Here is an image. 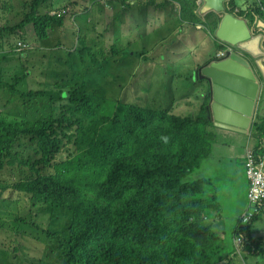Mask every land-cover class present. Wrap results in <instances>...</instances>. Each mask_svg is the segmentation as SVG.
<instances>
[{
	"label": "clouds",
	"instance_id": "1",
	"mask_svg": "<svg viewBox=\"0 0 264 264\" xmlns=\"http://www.w3.org/2000/svg\"><path fill=\"white\" fill-rule=\"evenodd\" d=\"M71 1L57 24L45 26L38 33L32 24H22L28 11L26 4L0 0V93L12 89L13 81L26 73L32 75V82L42 91L40 110L23 99L24 109H14L16 119L46 115L51 109L63 107L91 108L101 100L108 88L101 63L91 57L88 41H83L73 54L75 50L66 40L80 13L92 14L89 31L93 35L102 39L108 34L123 40L136 38L133 59H123L120 66L118 85L134 103L119 113L118 120L122 119L129 128L127 134L120 135L121 139L132 143L134 153L145 146L162 149L167 164L161 172L165 175L171 171L172 161L179 162L183 171H196L197 201L209 221L203 238L227 236L243 250L263 257L264 46L245 41L222 26L238 11L239 1L195 0L206 5L205 24H195L192 17H185L168 2ZM50 3L45 0L40 8L45 7L44 12L50 14ZM13 21L20 24L14 26ZM208 27L214 30L213 34L208 33ZM212 70L215 79L207 84H193L188 99L164 103L151 97V84L155 81L187 73L204 78ZM203 87L210 89V97H206ZM5 102L1 99L2 108ZM13 160L9 153L5 154L3 166ZM139 161L146 162L140 158ZM23 170L22 178L40 185ZM40 186L47 196L29 215L22 203L8 202V192L0 193V239L3 232L14 231L19 255L23 254L24 240L27 247L39 249L37 258L21 264H66L61 257L62 235L75 224L78 214L93 218L102 212L112 215L120 208L128 213L142 196L140 189L126 200L114 194L110 204L100 208L87 196L88 183L84 180L54 188ZM160 208L171 211L173 220L180 219L173 207ZM191 241L190 236L173 232L166 239L169 255L180 258ZM198 258L196 243L193 259ZM0 260L19 264L5 249ZM130 264L153 263L143 259Z\"/></svg>",
	"mask_w": 264,
	"mask_h": 264
},
{
	"label": "trees",
	"instance_id": "2",
	"mask_svg": "<svg viewBox=\"0 0 264 264\" xmlns=\"http://www.w3.org/2000/svg\"><path fill=\"white\" fill-rule=\"evenodd\" d=\"M44 1L19 2L20 5L26 4L28 9L22 24H32L38 29V33L45 26L57 24L59 15L72 3L71 0H51L52 13L49 14L44 12L45 7L40 8ZM238 1V11L233 18L243 19L252 36L260 35V39L254 43L251 37L245 38L234 33L245 41L264 46V0ZM207 12L208 10L193 13L192 21L195 24H205ZM19 24L16 21L14 26ZM208 29V33H214L212 28ZM91 57L94 59L92 54ZM101 74L108 88L102 93L101 100L91 108L51 109L47 115L17 119L18 129H10L8 124L0 120V170L3 168L2 157L9 153L14 159L7 164L9 168L25 169L31 179L45 187L54 188L84 180L88 183L87 196L100 208L110 204L114 194L121 200H126L138 189L141 190L140 200L128 213L122 212L120 208L112 215L102 212L93 218L87 214H78L74 219L75 224L68 227L62 235L64 247L61 257L66 264H130L143 259H148L153 264H165L154 255L155 252H166L168 255L170 252L166 239L172 233L158 226L157 217L152 213L156 209L161 210V205L173 207L180 219L198 232L191 237L193 241L183 250L184 254L180 258L169 255L167 264H214L207 261L213 244L211 239L203 238L202 232L209 229V221L205 209L197 201L194 177L186 173L180 177L176 173V168L179 167L177 161L170 163L171 171L167 175L163 174L161 168L166 166L167 161L162 149L145 146L134 153L132 143L121 139L120 135L127 134L129 128L122 119L118 120L119 104L113 101L115 89L111 85L118 84L117 75L106 72L102 64ZM211 79L210 75L201 78L195 73H187L179 78L155 81L151 84V97L164 103L172 99L185 100L191 97L193 84H207ZM203 92L206 97H210L208 87H203ZM41 93L39 89L37 94ZM20 95L29 97L25 84L7 92L11 109H24ZM23 137L36 141V145L28 144L27 153L19 156L12 151L13 143ZM139 158L146 162H140ZM42 165L53 170L45 172ZM40 185L29 183L24 178L12 183L8 186V202L23 203L29 200L31 211H37V206L47 196ZM158 185L159 188L155 190ZM164 186L166 191L162 195ZM189 197L194 203L180 209L178 204ZM148 219L154 222L153 229L160 232H149L146 229ZM18 225L21 226L20 223ZM195 242L198 244V259H193ZM203 249L207 251L203 252ZM8 251L19 264L35 259L28 254L19 255L15 242L8 247ZM186 253L189 259H186ZM232 260L236 264L240 263L236 257ZM0 264L8 262L0 260Z\"/></svg>",
	"mask_w": 264,
	"mask_h": 264
},
{
	"label": "rangeland",
	"instance_id": "3",
	"mask_svg": "<svg viewBox=\"0 0 264 264\" xmlns=\"http://www.w3.org/2000/svg\"><path fill=\"white\" fill-rule=\"evenodd\" d=\"M179 0H167L170 4V6L177 5ZM165 2V3H166ZM201 5H199L195 12L200 11ZM16 21H13L12 24H15ZM93 24V16L91 13H80L78 18L74 22V32L67 36L66 40L70 48L72 49H78L83 41H88L89 45L91 46V54L94 57V60L97 62H100L104 68V70L108 73H113L117 75V79L119 80L121 76V70L120 66L123 64V59H118L116 56V52L113 46V42L116 39L121 40L120 37H117L116 35L108 34L105 39H102L101 37L97 35H93L90 33L89 28ZM105 45V46H104ZM74 46V48H73ZM77 50L73 52V54H76ZM114 89V95H113V101L114 103L119 104V113L123 108H129L134 105V103L129 100L128 96L126 95L125 91L118 85V84H112L111 85ZM40 87L37 86L34 82L25 84V90L28 92V96H22L20 95V99L28 100L29 105L36 109L40 110V97L37 94ZM1 99H5V105L4 108L0 106V120L4 121L6 124L9 125L10 129H18L19 123L16 119V114L14 110L9 109L10 102L7 100V92L0 93V101ZM49 114V113H48ZM45 115V113H43ZM47 115V114H46ZM31 117H23L22 119H30ZM32 144L36 145V141H31L28 137L20 138L18 141L13 143V153H18L20 155H25L28 151L27 145ZM42 169L45 172H50L53 169L42 165ZM25 172L23 168H20L18 170L14 169V167L9 168L8 166H3V168L0 170V193H7L8 192V186L12 183L19 181L22 179V176ZM176 173L181 177L187 175H190L191 177H194L196 175V171L192 168L187 169L186 171L181 170L180 167L176 168ZM186 173V174H185ZM164 184H168L166 181H162ZM159 188V185L155 188L157 190ZM162 195H164L166 191V187L164 186L162 188ZM178 192V190H176ZM194 203L192 198H186L184 201L180 202L178 204L180 209H184L188 205ZM22 207L24 212L29 215L31 214V202L29 200L22 203ZM153 215H155L157 218L156 222L157 225L160 226L164 231H170L173 232H180L182 234L188 235L190 237L195 236L198 234V232L190 225L185 224L183 220H173V217L175 216L171 211H163L160 209H156L152 212ZM154 222L151 219H148L146 221V229L149 232H160L159 230L153 229ZM16 230H21L18 226H15ZM24 237V236H23ZM0 244L2 246V249L8 250V247L13 244L15 241V232L10 231L8 234L3 232L1 234ZM212 241V247H210V250H212V253L210 256L207 257V261L213 262L214 264H236L232 258L236 257L239 259V264H264V256L259 257L254 255L252 252L243 250L239 243L233 241L227 236H222L221 238H214L211 239ZM24 246L22 248L23 254H28L31 256H34L37 258L39 254V249L33 250L30 247H27V241L24 240L23 242ZM0 250V255L1 251ZM203 252H206V249L202 250ZM152 254V253H150ZM154 255H156L157 259L161 261L162 263L167 264L169 262V255L166 252H155ZM256 262V263H253Z\"/></svg>",
	"mask_w": 264,
	"mask_h": 264
},
{
	"label": "crops",
	"instance_id": "4",
	"mask_svg": "<svg viewBox=\"0 0 264 264\" xmlns=\"http://www.w3.org/2000/svg\"><path fill=\"white\" fill-rule=\"evenodd\" d=\"M167 0H155V3H165ZM176 9L185 17L191 18L199 4L195 0H179ZM136 38L119 40L113 42L116 56L119 59L132 60L136 52Z\"/></svg>",
	"mask_w": 264,
	"mask_h": 264
},
{
	"label": "water",
	"instance_id": "5",
	"mask_svg": "<svg viewBox=\"0 0 264 264\" xmlns=\"http://www.w3.org/2000/svg\"><path fill=\"white\" fill-rule=\"evenodd\" d=\"M206 5L202 4L200 11H203V8H205ZM222 26L226 27L232 32L238 33L240 36L248 38L251 37V41L254 43H257L260 39V35H253L252 32L247 27L246 22L241 18H232L229 21H225L222 23ZM208 75L212 76L213 79H215L216 73L215 71H209Z\"/></svg>",
	"mask_w": 264,
	"mask_h": 264
},
{
	"label": "bare ground",
	"instance_id": "6",
	"mask_svg": "<svg viewBox=\"0 0 264 264\" xmlns=\"http://www.w3.org/2000/svg\"><path fill=\"white\" fill-rule=\"evenodd\" d=\"M32 82V75L26 73L21 79H15L12 83L13 88H18L22 84H28Z\"/></svg>",
	"mask_w": 264,
	"mask_h": 264
},
{
	"label": "flooded vegetation",
	"instance_id": "7",
	"mask_svg": "<svg viewBox=\"0 0 264 264\" xmlns=\"http://www.w3.org/2000/svg\"><path fill=\"white\" fill-rule=\"evenodd\" d=\"M262 26L264 27V24H262Z\"/></svg>",
	"mask_w": 264,
	"mask_h": 264
}]
</instances>
